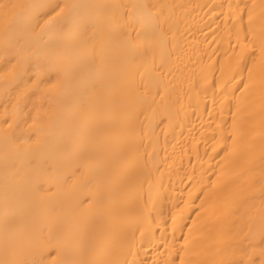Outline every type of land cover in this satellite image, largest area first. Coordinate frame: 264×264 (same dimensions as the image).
Segmentation results:
<instances>
[{
	"label": "bare ground",
	"instance_id": "obj_1",
	"mask_svg": "<svg viewBox=\"0 0 264 264\" xmlns=\"http://www.w3.org/2000/svg\"><path fill=\"white\" fill-rule=\"evenodd\" d=\"M0 264H264V0H0Z\"/></svg>",
	"mask_w": 264,
	"mask_h": 264
}]
</instances>
